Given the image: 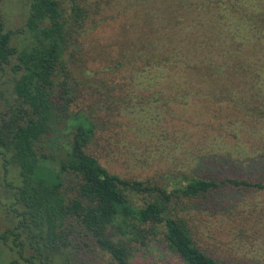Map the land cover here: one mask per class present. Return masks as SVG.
<instances>
[{
	"label": "trees",
	"instance_id": "trees-1",
	"mask_svg": "<svg viewBox=\"0 0 264 264\" xmlns=\"http://www.w3.org/2000/svg\"><path fill=\"white\" fill-rule=\"evenodd\" d=\"M156 1L154 12L164 15L157 19L156 29L138 36V41L127 39L111 72L86 69L92 91L85 98L72 86L67 54L71 47L74 52L80 36L100 26L112 0H31L24 28L16 34L6 28L0 7V65L13 74L16 94L15 105L0 112V154L5 169L15 167L19 175V182L8 183L6 189L12 225L0 234V243L9 247L12 257L2 258L0 250V264L67 261L72 227L81 228L84 238L107 252L110 264H131L135 247L160 234L165 247L185 264H227L201 247V233L189 217L170 210L172 203L225 187L264 191V180H218L179 169L164 171L160 181L152 182L111 172L97 156L108 155L105 134L115 132L103 102L114 97L111 82L129 80L120 86L126 91L119 96L120 104L130 109L128 127L147 135L138 138L148 149L153 148L150 140H165L159 130L163 120L171 125L169 132L164 129L169 135L195 130L194 136L181 141L195 140L202 132L200 143L209 148L216 140L241 145L242 139H263L264 0L230 7L228 0ZM15 35L20 47L13 43ZM182 105L200 114L187 118ZM201 113L205 120L198 121ZM132 122L138 128L130 126ZM59 136L63 142H58ZM51 140L56 143L49 150L46 144ZM121 143L115 141L114 153L122 150ZM220 153L219 159L227 163L264 157ZM210 156L209 151L191 152L199 161ZM66 176L71 182L68 190ZM244 220H253L261 236L264 206L246 212ZM114 232L121 237L113 238ZM243 256L229 264H264Z\"/></svg>",
	"mask_w": 264,
	"mask_h": 264
},
{
	"label": "rangeland",
	"instance_id": "rangeland-1",
	"mask_svg": "<svg viewBox=\"0 0 264 264\" xmlns=\"http://www.w3.org/2000/svg\"><path fill=\"white\" fill-rule=\"evenodd\" d=\"M155 1L112 0L111 9L109 8L106 11L105 16L103 14L102 17L105 20L100 26L80 36L81 41L79 45H74V52L73 47L70 48L67 54L68 67L72 69V86L75 87L77 90L75 92L78 95H82L85 98L90 93L89 91H92L88 89L91 81L89 71H86V69H95L103 75L106 72H111L109 68L114 66L118 57L122 55L121 52L127 39L132 36L134 40H137L138 36L151 34L156 29L157 19H163L164 15H158L154 12L153 3H158V1ZM241 1L245 3L248 0H228L227 6H234ZM30 2L31 0L1 1L0 7L6 20V28L14 34L24 28ZM99 17H101V14ZM13 43L20 47L19 36L16 37L15 35ZM121 58L122 56L119 59ZM130 58L126 59V63ZM125 82H129V80L119 79V81L111 82L110 90H115V92L110 94L114 97L103 102V111L109 115L110 127L114 128L116 133L119 132L116 134L114 131H107L105 136L108 137V140L104 139L107 149L104 153L108 155L97 154L100 161L111 172L118 173L123 177L141 180L148 179L152 182L160 181L162 179L161 174L164 171H178L179 169H183L190 175L215 177L218 180L230 177L253 182L264 180V157H259L257 160L250 162H245V159H236L238 162L227 163L225 159H219L217 156L221 155L220 152L228 150L234 156L237 157L238 155L243 158H253L259 154L264 155V148H262L264 147V138H260L257 141H243L242 139L240 141L241 145H235L236 142L228 144L223 142V140H216L209 148L200 143L201 138H203L202 132L199 133L198 138L195 140L181 141V138L194 136L195 130L192 133L189 128H185L184 132L188 133L187 137L183 136L184 132H181L180 135H169L164 129L169 132L167 128H171V125L166 124L163 120L159 130L165 133L162 136L165 140L159 137H156L154 141L153 139L150 140L153 148L148 149L141 144L142 140L138 138V136L147 138V135L139 132L137 134L125 122L129 119L131 120L128 113L130 109L125 111L121 107V98H119V96H123L126 93L120 88ZM124 86L129 90L126 85ZM80 100L81 98H79V103H81ZM15 103L16 94L14 92L13 74H11L8 66L2 67L0 65V112H5ZM77 107L76 104L73 105L74 109H77ZM181 107L185 109L187 118L192 114L194 116L200 114L193 109L188 110L187 106L182 105ZM122 114H128L129 117L125 116L123 118ZM203 120H205V117L201 113L198 121ZM130 126L138 128L133 122L132 124L130 123ZM151 129H157V126H152ZM110 135H114V137L110 138ZM117 140L122 141V150L114 153L112 148H116L115 141ZM63 141L64 138L59 136L58 142ZM50 142L52 143L46 144V147L52 150V145H55L56 142L53 140ZM193 150H197L201 154L209 151L212 156L205 158L204 161H199L191 157ZM157 151L163 152V157ZM186 151L188 152L187 154ZM254 151L257 154L256 152L253 153ZM99 152H101V147ZM231 160L234 161L232 158ZM65 180V188L68 190V188H71V182L67 176ZM18 182V170L15 167L6 170L3 157L0 154V234L12 225V214L8 207L10 199H7L8 195L6 193L8 183ZM220 190V192H211L206 196L202 195L192 199L184 198L183 201H181L182 199H175L170 210L173 213L176 212L191 219L192 225L203 237L200 242L201 247L218 260L229 264L244 254L246 257L243 256V258L248 262L264 261V249H262L264 247L262 243L264 233L262 232L261 236H259L256 229L253 228L255 222L253 220L249 222L244 220L246 212L253 210L254 207L262 208L264 206V191L253 190L244 192L230 187ZM224 209H230V211L223 213ZM72 229L71 244L67 249V261L62 259V261L58 260L55 264H110V255L101 249L94 240L84 238L81 228L72 227ZM120 237L118 234L113 235L116 240ZM162 238L163 234H160L158 238H154L147 245L135 247L131 264H185L165 247ZM3 243H5L4 240ZM3 246L0 243V250H3L1 257L8 260L12 257L8 250L9 247L5 245V248H3ZM231 247H236V249ZM236 251H240L241 254L239 255Z\"/></svg>",
	"mask_w": 264,
	"mask_h": 264
}]
</instances>
